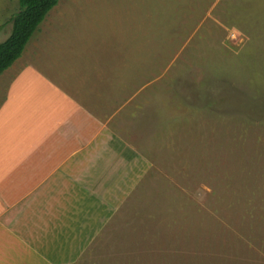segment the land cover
Here are the masks:
<instances>
[{
    "label": "rangeland",
    "instance_id": "rangeland-1",
    "mask_svg": "<svg viewBox=\"0 0 264 264\" xmlns=\"http://www.w3.org/2000/svg\"><path fill=\"white\" fill-rule=\"evenodd\" d=\"M17 10L0 0V42ZM50 10L57 34L39 57L76 72L54 56L75 41L86 65L113 62L108 81L134 70L143 89L104 134L115 150L120 133L133 138L136 169L108 192L104 231L64 264H264V0H59ZM23 56L0 74V106Z\"/></svg>",
    "mask_w": 264,
    "mask_h": 264
},
{
    "label": "crops",
    "instance_id": "crops-1",
    "mask_svg": "<svg viewBox=\"0 0 264 264\" xmlns=\"http://www.w3.org/2000/svg\"><path fill=\"white\" fill-rule=\"evenodd\" d=\"M54 17L50 10L29 38L19 56L24 53L23 60L11 67L1 101L0 264L66 263L78 246L86 248L82 242L89 244L104 231L109 219L101 218L102 211L114 208L108 192L120 176L127 178L136 169L129 161L138 150L133 138L121 139L120 133L115 150L104 134L118 128L120 107L143 90L135 85L142 78L132 69L130 77L122 73L108 81L113 62L89 56L86 65L80 56L86 49L76 51L75 41L59 45L71 48L68 56L62 51L54 56L69 58L70 69L78 70L60 74L50 60L37 55L56 38ZM59 42L54 39L51 45L57 48ZM142 98L131 108L133 116L128 115L133 122ZM145 105L146 113L150 106ZM147 171L141 168L138 176ZM25 228L29 234L24 235Z\"/></svg>",
    "mask_w": 264,
    "mask_h": 264
},
{
    "label": "trees",
    "instance_id": "trees-1",
    "mask_svg": "<svg viewBox=\"0 0 264 264\" xmlns=\"http://www.w3.org/2000/svg\"><path fill=\"white\" fill-rule=\"evenodd\" d=\"M59 0H17L18 10L9 18L10 32L0 42V73L22 53L29 38Z\"/></svg>",
    "mask_w": 264,
    "mask_h": 264
}]
</instances>
